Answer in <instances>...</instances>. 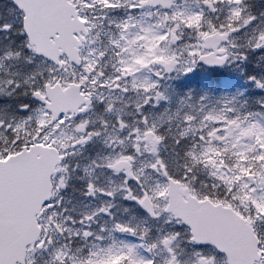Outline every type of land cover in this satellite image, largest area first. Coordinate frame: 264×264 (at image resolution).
Here are the masks:
<instances>
[{
	"label": "snow or ice",
	"instance_id": "1",
	"mask_svg": "<svg viewBox=\"0 0 264 264\" xmlns=\"http://www.w3.org/2000/svg\"><path fill=\"white\" fill-rule=\"evenodd\" d=\"M0 264H264V0H0Z\"/></svg>",
	"mask_w": 264,
	"mask_h": 264
}]
</instances>
